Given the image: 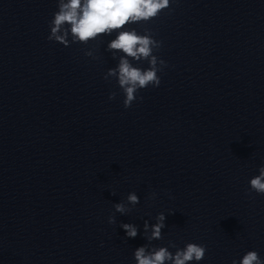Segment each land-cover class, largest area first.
Returning <instances> with one entry per match:
<instances>
[{"label": "clouds", "instance_id": "clouds-1", "mask_svg": "<svg viewBox=\"0 0 264 264\" xmlns=\"http://www.w3.org/2000/svg\"><path fill=\"white\" fill-rule=\"evenodd\" d=\"M169 5L170 0H67V2L59 0V10L54 14L51 35L47 39H55L66 45L67 31L63 35L57 33L64 25H70L73 37L81 42H87L98 35L110 34L113 30L121 29L130 21H148L155 18L162 10L168 9ZM160 46V42L152 39L150 35H138L134 30L120 31L116 39L109 43V49L120 50L127 57L136 60L144 58L150 65L148 69L142 70L131 66L128 59L121 58L118 83L124 92L123 105L126 109L137 99L138 90L150 85L152 87L160 85L161 80L157 73L163 70L165 62L159 60L161 67L158 68L157 57L152 55L153 48L159 49ZM108 75H116V70H109ZM115 96L116 93L113 92L109 99H114ZM249 183L251 191L264 194V166L260 167L259 175L252 178ZM128 200L132 204L139 203V197L134 193L129 194ZM115 208L121 213L125 211L123 204H116ZM164 219L163 213L158 215V222L152 226V235L149 239L161 238ZM147 227L145 224V230ZM122 228L129 238H135L138 234L134 225L123 224ZM205 253L204 245L189 243L184 249L177 250L175 255L165 247L150 253H146L145 247H139L135 250L134 256L137 264H165L166 261H171V264H188L190 261H201ZM232 264H264V260L253 250L246 252L239 262L233 260Z\"/></svg>", "mask_w": 264, "mask_h": 264}]
</instances>
